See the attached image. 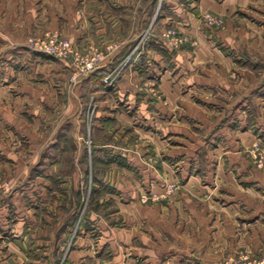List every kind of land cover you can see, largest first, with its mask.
<instances>
[{
	"label": "rangeland",
	"instance_id": "obj_1",
	"mask_svg": "<svg viewBox=\"0 0 264 264\" xmlns=\"http://www.w3.org/2000/svg\"><path fill=\"white\" fill-rule=\"evenodd\" d=\"M174 1L181 8L182 19L170 13L172 0L152 1L151 33L161 13L166 23L155 31L156 46L148 45L151 37L147 38L145 30L138 43H129V54L110 58V49L118 44H111L109 51L94 46L81 48L60 33H53L66 39L81 55L97 53L102 59L97 68L77 75L70 58L43 53L55 62H67L69 67L64 75H54L52 105L43 109L44 117L39 115L36 121L30 107L23 105V122H0V197H8L5 199L10 204L6 217L0 219L6 225L5 232L0 230V245H5L0 253L7 264H67L71 252L81 243H101L105 226L126 229L127 208L129 260L133 264H264V246L249 251L226 244L252 237L240 230L244 225L264 229V213L256 219L247 215L239 218L235 213L228 221L227 217L222 219L219 210L223 203L214 199L220 196L215 193L219 186L205 184L204 164L220 158L212 150L222 145L223 139L215 137L210 143L208 131L227 124L230 132H235L238 152L264 172V0H236L226 13L203 9L200 0ZM201 37L225 57L221 64L231 67L229 76L245 78L247 101L238 109L242 120L232 116L238 107L206 103L201 94L192 97L195 105L189 107L190 111L182 106L176 119L153 116L150 109L155 107L148 105L143 110L138 100L135 104V94L136 98L146 96L152 102L166 104L159 89L163 70H169L177 82L183 79L184 92L189 89L185 83L190 81L192 67L218 65L217 59L199 62ZM143 48L149 56H138ZM152 52L161 55L162 71L157 69L160 65ZM178 53L179 64L174 61ZM106 65L102 80L89 81ZM133 66L136 70L131 69ZM125 78L129 84L137 83L131 84L136 92L129 98V106L118 86ZM202 112L207 113L206 120H197ZM217 114L224 118L215 124L213 116ZM243 131H249L252 143L241 145L238 133ZM18 157L22 162H17ZM181 172H187V178L192 173L200 176V189L185 188ZM262 191L264 211V187ZM14 193L22 200L20 206L15 205L19 208L16 212L9 196ZM228 195L233 199L232 190ZM195 205L198 211H212L218 224L208 233H186L183 242L188 243L187 238L192 237L190 243L194 245L185 249L180 239L179 243L175 240L183 234H171L174 213ZM223 221L229 222L228 226ZM10 242L19 250L8 249ZM262 242L264 245V235ZM121 248L125 254V247ZM106 249H102V264L110 261ZM89 252L97 254L98 250L91 248Z\"/></svg>",
	"mask_w": 264,
	"mask_h": 264
},
{
	"label": "crops",
	"instance_id": "obj_2",
	"mask_svg": "<svg viewBox=\"0 0 264 264\" xmlns=\"http://www.w3.org/2000/svg\"><path fill=\"white\" fill-rule=\"evenodd\" d=\"M152 1L155 2V0H0V122H23V112L21 111L23 105L30 107L29 113L33 115L35 121L39 115L44 117L43 109H48L54 101V75H64V72L69 68L67 62H55L49 56L31 49L30 43L32 41L49 34L60 33L81 48L94 46L100 51H109L111 44H118L117 48L110 49L112 52L109 57L112 58L118 54H123V52L128 53L129 43H138L145 30H148L147 38L151 37L150 40L148 39V45L151 43L156 46L157 34L155 31L161 29L163 24L166 23V18L161 13L160 19L154 26L155 31L151 33L150 11ZM217 1L219 0H200V7L226 13L229 10L231 11L235 3L238 2L236 0H222L220 3ZM169 10L177 20L182 19L181 8L177 6L174 0L169 6ZM189 19L194 22L192 14H190ZM204 40L201 37L198 41L202 43L203 50L197 53V58L200 59V63L217 59V66L208 65L201 68L195 65V67H192L189 75L190 81L185 83L189 89L184 92H182L183 83H181L183 79L177 82L178 79L172 77L169 70H163L159 89L166 97V104L161 101L152 102L150 99H145L146 96L136 98L134 93L136 90L133 86L137 83L131 81L132 86L129 84V80L125 78L126 80L121 81L118 86L119 92L126 96L128 106L129 98H132L131 96L135 94V104L138 100L141 109L147 110V106L152 105L155 108L149 109L154 113L153 116L157 115L164 120L166 117L176 119L177 116L181 115V107L188 106L187 111H190L189 107L195 105L192 97L201 94L207 100L206 103L211 102L213 104L215 101L220 104L223 103L222 105L227 104L225 106L238 107L235 108L232 116H237L240 122L242 115H238V109L244 106L247 101L244 96L247 90L245 78L242 77L241 79L237 76V79H234V74L229 76L228 72L231 67L221 64L225 62L221 61L225 57L219 51L212 49L207 43L208 41ZM152 53V57H157V62L160 65L157 66V69L162 71L165 67L161 55L157 52ZM146 54L143 48L139 51L138 56H149V54ZM178 57L181 58L180 53L175 56L174 61L179 64L180 60L176 59ZM178 66L180 65H177V68ZM106 67L107 65L102 66L89 81H98L100 78L102 80ZM131 69L134 70V66ZM132 75L135 81L136 73L133 72ZM221 93L222 95L219 96ZM147 113L149 116L151 115L150 112ZM199 115L196 118L197 120H206L207 113L202 112ZM218 116V114L213 116L215 124L218 120L224 118ZM226 125L222 127L215 125L214 129L211 128L208 131L211 135L210 143L213 142L215 137L222 136L223 139L221 140L222 145L212 150L217 155L220 154V158L204 163L207 169L205 171L207 177L205 184L213 188L215 184L219 186V191L213 190L215 193H220L221 196L214 197V199L223 203V208L219 210L221 213L223 212L220 216L222 219L227 217L228 221L231 213H235L239 218H245L246 215L247 217L251 216L253 219L262 218L264 213L262 209L264 172L251 166L238 152L240 146L233 139L235 132H230ZM238 134H240L241 145L252 143L253 137L249 131L239 132ZM19 156L21 157L20 154ZM20 157H18L17 162H22ZM193 165L197 166V163ZM187 175V172L180 173L185 181V188L199 190L201 177L192 173L187 178ZM16 184H19V181H16ZM231 190L233 199L228 195ZM9 196H11L10 199L14 203V212L18 211L19 208L15 205L20 206L22 201L19 198L20 196L18 197L16 193ZM5 198L8 197H0V219L6 217L7 210L10 207ZM205 210L206 208L203 211H198L195 205L188 211L182 210V208L175 211L174 227L171 234H183L179 238L175 236L176 242L179 243L178 240L180 239V242L184 244L181 245L183 248L187 249L190 245H194L190 243L192 237L187 238L189 239L188 243H185L187 241L183 242L186 240L184 238L186 233H208L211 227L218 224L213 220V212H205ZM124 211L128 219L126 229L105 226L101 230L104 236L103 241L101 240L102 242L98 244L81 243L82 245L71 252L67 264H102V258L104 257L102 249H106V247L111 255L107 264H133L129 260V208ZM227 221L223 222L228 226L229 222L227 224ZM187 228L189 229L186 230ZM0 230L2 232L6 230V225L1 220ZM240 230L245 231V233L248 232L252 237L240 238L235 242L229 240L226 243L228 248L237 246L239 249L244 247V249L253 251L264 246L262 242L264 229L262 227L254 224L244 225L240 227ZM122 246L126 249L125 254L122 252ZM174 247L176 248V246ZM4 248L5 245H0V250ZM91 248L94 250L97 248L98 253L89 252ZM8 249L19 250L14 242L9 243ZM6 259L5 255L0 253V264H7ZM15 259L12 258V261L15 262Z\"/></svg>",
	"mask_w": 264,
	"mask_h": 264
},
{
	"label": "built area",
	"instance_id": "obj_3",
	"mask_svg": "<svg viewBox=\"0 0 264 264\" xmlns=\"http://www.w3.org/2000/svg\"><path fill=\"white\" fill-rule=\"evenodd\" d=\"M30 47L62 59L70 58L77 75L88 73L97 68L102 59L101 54L97 53H90L91 55L86 56L81 55L66 39L56 34H49L41 39H37Z\"/></svg>",
	"mask_w": 264,
	"mask_h": 264
}]
</instances>
